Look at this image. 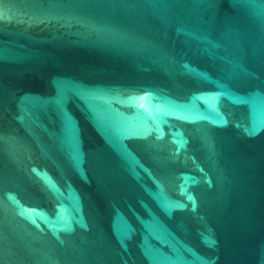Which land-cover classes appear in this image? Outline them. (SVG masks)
<instances>
[{
    "label": "water",
    "instance_id": "95a60500",
    "mask_svg": "<svg viewBox=\"0 0 264 264\" xmlns=\"http://www.w3.org/2000/svg\"><path fill=\"white\" fill-rule=\"evenodd\" d=\"M0 264H264V0H0Z\"/></svg>",
    "mask_w": 264,
    "mask_h": 264
}]
</instances>
